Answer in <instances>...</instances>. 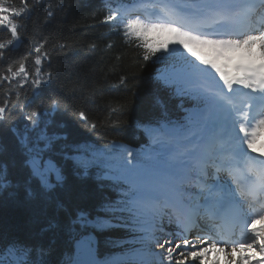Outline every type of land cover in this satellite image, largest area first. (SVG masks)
Masks as SVG:
<instances>
[{
	"label": "trees",
	"instance_id": "obj_1",
	"mask_svg": "<svg viewBox=\"0 0 264 264\" xmlns=\"http://www.w3.org/2000/svg\"><path fill=\"white\" fill-rule=\"evenodd\" d=\"M120 2L0 0V264L40 251L62 264L94 215L100 256L123 242L103 172L159 123L158 100L176 101L154 78L166 65L151 35L112 17Z\"/></svg>",
	"mask_w": 264,
	"mask_h": 264
},
{
	"label": "bare ground",
	"instance_id": "obj_2",
	"mask_svg": "<svg viewBox=\"0 0 264 264\" xmlns=\"http://www.w3.org/2000/svg\"><path fill=\"white\" fill-rule=\"evenodd\" d=\"M197 154L198 151H194V153L190 155L196 156ZM190 169L191 165L190 167H183L181 173L185 174L190 172ZM199 170H201V168H199ZM207 178H213V176ZM163 185L164 184H160L158 188L162 189ZM177 190L178 189L175 190L176 193L171 194V196L175 198V201H178L181 198L177 194ZM199 195L200 193L196 196V198ZM182 209L188 212L186 206L182 207ZM171 220V217L168 218L165 220V224H168ZM183 230L184 229H181V231ZM176 235L177 236L174 235L170 237L165 236L164 242H162L161 245L160 255L169 261L174 260V262L170 261V264H254L261 260L256 256L257 250H262L264 248L262 238L258 241L256 239H252L242 245H235L231 247L226 245L224 247L208 238H196L192 241H185L179 237L178 234ZM246 238L247 236L244 237V239Z\"/></svg>",
	"mask_w": 264,
	"mask_h": 264
},
{
	"label": "rangeland",
	"instance_id": "obj_3",
	"mask_svg": "<svg viewBox=\"0 0 264 264\" xmlns=\"http://www.w3.org/2000/svg\"><path fill=\"white\" fill-rule=\"evenodd\" d=\"M184 72H185V71H177V72L175 73V75H176V76H181V74H183ZM194 77H195V76H194ZM194 77H193V78H194ZM148 172L151 173L149 170H148ZM41 177L43 178V176H41ZM107 177H109V178H111V179H114V176H111V175H107ZM158 247L160 248L159 245H155V246L153 247L154 251H155ZM153 255H154V256H157L155 253H154ZM161 257H162V256H161ZM257 257H259V258L261 257V252L258 253V256H257ZM160 259H161V258L158 259V258L156 257V260H155V262H154L153 264H169V261H167V262H161ZM171 262H174V260H171ZM255 264H264V263L261 262V263H255Z\"/></svg>",
	"mask_w": 264,
	"mask_h": 264
}]
</instances>
